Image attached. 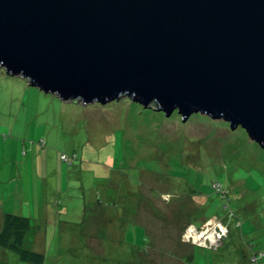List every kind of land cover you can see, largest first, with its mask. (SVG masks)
Masks as SVG:
<instances>
[{
  "label": "rangeland",
  "instance_id": "1",
  "mask_svg": "<svg viewBox=\"0 0 264 264\" xmlns=\"http://www.w3.org/2000/svg\"><path fill=\"white\" fill-rule=\"evenodd\" d=\"M0 75V168L5 176L17 168L48 207L54 192L42 189L58 188L69 221L44 241L34 238L37 213L30 218L23 246L45 253L38 264H157L148 262L156 246L161 264H250L254 254L264 264V151L243 128L201 113L182 121L176 110L165 115L128 98L66 102L4 69ZM149 206L161 216L148 211L154 230L138 216ZM203 216L227 220L217 247L183 237L189 224L204 227ZM172 222L182 242L197 246L189 258L177 257L173 235L164 234ZM0 264L35 263L5 248Z\"/></svg>",
  "mask_w": 264,
  "mask_h": 264
},
{
  "label": "water",
  "instance_id": "2",
  "mask_svg": "<svg viewBox=\"0 0 264 264\" xmlns=\"http://www.w3.org/2000/svg\"><path fill=\"white\" fill-rule=\"evenodd\" d=\"M0 68L66 102L221 118L264 151V0H0Z\"/></svg>",
  "mask_w": 264,
  "mask_h": 264
},
{
  "label": "crops",
  "instance_id": "3",
  "mask_svg": "<svg viewBox=\"0 0 264 264\" xmlns=\"http://www.w3.org/2000/svg\"><path fill=\"white\" fill-rule=\"evenodd\" d=\"M6 173L7 171L5 170V165H3L0 168V201L1 200L4 201L0 203V230L2 228L3 218H4L5 213H14L17 215L25 216L28 218V220H30V218L33 217L36 212L38 218L40 219L39 221L40 228H38V230L34 232V235H35L34 238L38 240H41L43 238L44 241L46 240L48 233H51L53 235L57 233V230H59V228H57L56 226L60 222L69 223L68 220L62 219L67 216V213L63 211L64 203L60 202L61 197H60V191L58 188L44 187L42 189V190L47 189V190H51V192H54V198L52 201V205L48 207V204L46 202L43 203L40 200L39 194H40L41 189H38V191H32L30 188H28V183H24L22 181L23 179L19 180L20 172L17 170V168L15 171H11L10 169H8L7 176H5ZM4 184H7L5 188H4ZM112 198L113 197H109L106 195L104 197L105 200H109V201H111ZM145 209H148V210H145ZM148 211L152 215L151 217L153 218V220H156L161 216H160L159 211L154 210L151 206H149L148 208L142 209V211L138 213V216L140 217L146 216L147 220L146 219L145 220L151 226V228H153L152 223L148 221V218L150 217ZM183 215L188 216L189 214L186 215V213H183ZM180 220L181 218L178 221ZM193 222L195 223L196 221H193ZM172 223H174L173 229L169 227L168 229L165 230V233H164V230L162 232L165 234V236H169V234L171 236L173 235V239H174L173 241H175L176 247H179L178 251H181V254L180 255L177 254V257L189 258V256H191L194 253L195 247L197 246L192 245V244L187 245L185 242H182L178 235V232H180L181 227L180 226L178 227L176 225L178 223L176 222H172ZM153 230L151 229V231ZM65 235L66 234L62 233V236L65 237ZM152 237H154V235H152ZM158 243L159 242H157V244L155 245H159ZM158 249H159L158 246L154 248L155 253H153V255L151 256V257H154V260L153 261L147 260L149 263H157V264L160 263L161 264V260L159 259L160 252L158 251ZM31 250L42 253L43 261H44L45 253H43V251H39L36 249H31ZM171 251H174V248ZM200 252H203V250L201 249ZM0 253L2 254L5 253V248L0 246ZM142 260H144V257L142 258ZM178 260H179V263L182 264L181 260L180 259Z\"/></svg>",
  "mask_w": 264,
  "mask_h": 264
},
{
  "label": "trees",
  "instance_id": "4",
  "mask_svg": "<svg viewBox=\"0 0 264 264\" xmlns=\"http://www.w3.org/2000/svg\"><path fill=\"white\" fill-rule=\"evenodd\" d=\"M215 181L217 180L213 182ZM227 201L230 202V199ZM28 228L29 220L27 217L14 213H5L2 228L0 230V246L16 252L18 258L22 261L38 264L43 261V254L23 246V238Z\"/></svg>",
  "mask_w": 264,
  "mask_h": 264
},
{
  "label": "built area",
  "instance_id": "5",
  "mask_svg": "<svg viewBox=\"0 0 264 264\" xmlns=\"http://www.w3.org/2000/svg\"><path fill=\"white\" fill-rule=\"evenodd\" d=\"M63 160H66L65 155H61ZM212 188L221 196L226 197L225 187L219 181L212 183ZM204 227L198 228L193 224H189L183 232L184 239H187L195 244L205 247H217L222 240L228 235L229 228L227 220L219 217L208 218L204 223ZM257 260L256 254L249 258L250 264H255Z\"/></svg>",
  "mask_w": 264,
  "mask_h": 264
}]
</instances>
